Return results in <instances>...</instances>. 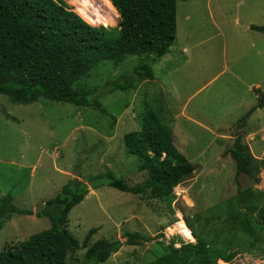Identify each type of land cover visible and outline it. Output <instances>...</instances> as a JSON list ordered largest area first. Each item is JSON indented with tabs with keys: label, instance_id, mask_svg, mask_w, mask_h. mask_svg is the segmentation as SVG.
Returning a JSON list of instances; mask_svg holds the SVG:
<instances>
[{
	"label": "rangeland",
	"instance_id": "1",
	"mask_svg": "<svg viewBox=\"0 0 264 264\" xmlns=\"http://www.w3.org/2000/svg\"><path fill=\"white\" fill-rule=\"evenodd\" d=\"M64 1L75 9L71 0ZM93 4L90 16L100 20L93 26L119 27V14L108 0ZM177 25L171 52L153 64L154 80L105 95L101 105L106 116L93 107L46 99L16 104L0 95V198L11 195L16 206L33 212L15 214L4 224L0 253L51 227L48 218L35 213L73 179L100 187H90L70 212V233L81 245L94 228L91 244L103 239L123 243L100 264H148L173 241L195 243L190 227L211 241L218 226H207L204 217L214 215L216 206L222 205L225 218L228 204L239 208L240 192L254 188L264 195V110L238 125L257 104V91L264 92V34L251 30L252 25L264 27V0H178ZM152 60L128 56L118 67L101 63L76 86L97 88L103 95L108 81L130 77L142 61ZM160 108L175 146L195 166L193 174L174 189L169 201L151 198L149 191L134 195L109 187V173L130 186L147 179L138 169V158L127 153L123 138L140 130L147 112ZM184 108L196 121L181 114ZM237 139L260 164L255 178H236V164L227 151ZM256 205L264 206V200ZM134 232L148 242L128 245L125 234ZM235 242L231 251L239 253L231 264H264V244L249 252L245 238ZM86 250L81 247L68 263L79 264ZM224 262L218 264H230Z\"/></svg>",
	"mask_w": 264,
	"mask_h": 264
},
{
	"label": "trees",
	"instance_id": "2",
	"mask_svg": "<svg viewBox=\"0 0 264 264\" xmlns=\"http://www.w3.org/2000/svg\"><path fill=\"white\" fill-rule=\"evenodd\" d=\"M74 1L89 13V1ZM108 1L119 14L118 28L93 26L99 23V17L97 21L92 15L87 17L72 0L75 9L64 0H0V95L16 104L46 99L80 108L93 107L106 116L101 105L105 95L126 92L137 82L154 80L153 64L171 52L177 38L178 0ZM251 30L264 34L261 26L252 25ZM128 56H152L153 60L142 61L130 77L108 81L103 95H98L97 88L76 86L101 63L112 62L118 67ZM263 108L264 92L258 90L257 104L239 119L238 125H244L256 110ZM165 122L161 108L147 112L140 130L123 138L127 153L138 158V169L147 173V179L130 186L109 173V187L134 195L149 191L151 198L169 201L174 189L193 174L195 166L177 149L172 129ZM227 153L236 164V178H255L260 164L247 145L237 139ZM90 187L96 190L100 185L89 186L77 179L65 185L60 195L35 213L38 218H48L51 227L19 245L7 246L0 253V264H69L67 258L81 247L87 250L79 264L106 263L118 253L123 246L120 240L90 243L96 228L88 232L82 245L68 229L70 212L84 201ZM262 200L263 192L254 188L240 192L239 208L228 204V216L223 218L220 204L214 208V215L204 217L207 226L211 222L218 226L214 239L209 241L190 227L195 243L180 240L177 248L173 241L162 256L148 264H218L219 260L231 264L239 253L231 251L235 239L249 241L245 249L249 252L255 245L263 247L264 206L256 205ZM15 214L29 216L33 212L16 206L11 195L1 197L0 230ZM175 232L181 234L180 227H175ZM223 235L225 240L220 239ZM125 238L128 245L148 242L139 232L126 233Z\"/></svg>",
	"mask_w": 264,
	"mask_h": 264
},
{
	"label": "crops",
	"instance_id": "3",
	"mask_svg": "<svg viewBox=\"0 0 264 264\" xmlns=\"http://www.w3.org/2000/svg\"><path fill=\"white\" fill-rule=\"evenodd\" d=\"M87 1H89V3H88V4H89V8H90V9L88 10L89 13L86 14V12L83 10V8H80V9L83 10V12H85V15H86L87 17H90V11H92V6H94L93 2H97V3H98V2H99V3L101 2V3H103L104 0H87ZM74 3H75V5H76L77 8H79V7L81 6V5L78 6V4H76L75 1H74ZM91 4H93V5H91ZM256 97H257V96H256ZM260 110H264V108H263V109H258V110H256V111H260ZM256 111H255V112H256ZM255 112L253 113V115L255 114ZM181 114L188 116V115H187L186 108H184V110H182ZM188 117H189V116H188ZM189 118H190L191 120L196 121L195 118H191V117H189ZM261 118H262V117H261ZM173 137H174V136H173ZM174 143H175V142H174Z\"/></svg>",
	"mask_w": 264,
	"mask_h": 264
},
{
	"label": "water",
	"instance_id": "4",
	"mask_svg": "<svg viewBox=\"0 0 264 264\" xmlns=\"http://www.w3.org/2000/svg\"><path fill=\"white\" fill-rule=\"evenodd\" d=\"M75 176H79V168L77 169Z\"/></svg>",
	"mask_w": 264,
	"mask_h": 264
},
{
	"label": "clouds",
	"instance_id": "5",
	"mask_svg": "<svg viewBox=\"0 0 264 264\" xmlns=\"http://www.w3.org/2000/svg\"><path fill=\"white\" fill-rule=\"evenodd\" d=\"M176 245V244H175ZM177 245H179V247H180V244L178 243ZM176 247V246H175ZM178 248V247H177ZM223 261V260H222ZM224 262V261H223Z\"/></svg>",
	"mask_w": 264,
	"mask_h": 264
},
{
	"label": "built area",
	"instance_id": "6",
	"mask_svg": "<svg viewBox=\"0 0 264 264\" xmlns=\"http://www.w3.org/2000/svg\"><path fill=\"white\" fill-rule=\"evenodd\" d=\"M176 247H179V246H177V244L175 245Z\"/></svg>",
	"mask_w": 264,
	"mask_h": 264
}]
</instances>
